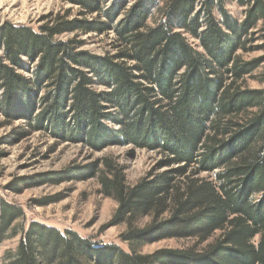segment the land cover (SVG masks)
I'll return each instance as SVG.
<instances>
[{
    "label": "trees",
    "instance_id": "1",
    "mask_svg": "<svg viewBox=\"0 0 264 264\" xmlns=\"http://www.w3.org/2000/svg\"><path fill=\"white\" fill-rule=\"evenodd\" d=\"M61 1L72 7L45 16L38 29L0 26V109L8 121L14 110L60 139L94 148L133 144L178 167L132 186L106 160L100 193L118 203L113 223L127 226L128 251L27 225L21 207L0 200V250L19 238L1 264H264V90L240 85L262 61L237 54L253 50L255 32L264 50V0H237L242 20L226 0ZM92 34L112 35L115 54L81 50L80 37ZM68 172L43 181L59 183ZM202 173H215L214 181L195 178ZM217 232L203 254L168 262L140 253L148 243H205Z\"/></svg>",
    "mask_w": 264,
    "mask_h": 264
},
{
    "label": "rangeland",
    "instance_id": "2",
    "mask_svg": "<svg viewBox=\"0 0 264 264\" xmlns=\"http://www.w3.org/2000/svg\"><path fill=\"white\" fill-rule=\"evenodd\" d=\"M71 7L61 0H0V26L11 23L38 29L45 16L63 14ZM226 8L235 19H243L245 8L240 7L237 0H226ZM77 12L78 9L74 8L71 18L76 17ZM73 36H63L62 39H70ZM254 37L256 41L252 45L253 50L239 51L237 54L245 62L260 60L262 63L256 71L246 76L240 85L245 90H264V50L257 49L262 45L257 32ZM111 38L112 35L81 36L80 39L85 42L81 50L97 56L113 55L115 49ZM26 75L30 76L28 73ZM97 90L102 91L104 88L97 87ZM4 112L1 108L0 200L21 207L27 225L38 222L54 227L62 233L70 231L79 234L103 247L114 245L128 251V245L121 239L127 226L113 223L118 203L100 193L98 176L108 171L106 160L123 168L127 183L132 186L143 179L152 180L156 175L177 168L178 165L168 167L163 163L165 154L139 149L133 144L94 148L78 141L63 140L31 128L30 121L14 110V119L9 122ZM109 126L113 125L109 123ZM95 164L98 168L96 173L80 176L83 171L88 173ZM193 171L195 170L190 172ZM66 172L68 175L59 183L43 181L48 176ZM214 174L202 173L195 178L214 181ZM179 181L183 182V179L180 178ZM169 216L166 214L161 219L165 220ZM151 221V216L144 217L140 220L139 227L143 228ZM220 234L221 232L215 233L205 243L195 238L166 239L148 243L140 249V253L160 254L168 262L176 257L181 258L183 252L203 254ZM18 243L19 238L6 241L0 250V260L6 252L14 251Z\"/></svg>",
    "mask_w": 264,
    "mask_h": 264
}]
</instances>
